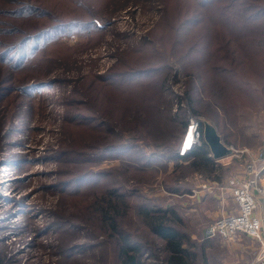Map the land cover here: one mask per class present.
I'll use <instances>...</instances> for the list:
<instances>
[{
	"label": "rangeland",
	"instance_id": "obj_1",
	"mask_svg": "<svg viewBox=\"0 0 264 264\" xmlns=\"http://www.w3.org/2000/svg\"><path fill=\"white\" fill-rule=\"evenodd\" d=\"M191 13L187 0H0V256L7 264H117L116 235L89 217L108 181L129 196L122 226L137 227L149 247L161 242L134 215L143 203L176 211L177 227L203 247L206 264H253V238H208L204 230L233 208L229 182L245 161L242 150L264 146V90L255 109L246 96L231 111L222 97L218 105L207 99L202 72L184 69L183 49L172 53L178 36L163 29ZM27 33L34 38L26 47L3 48L11 35ZM124 51L135 53L124 61ZM124 63L156 70L119 83L114 74ZM241 70L252 78L250 65ZM189 86L203 127L211 123L232 148L213 158L209 172L165 157L166 146L183 152L200 142L193 115L172 119ZM163 255L152 249L143 263L165 264Z\"/></svg>",
	"mask_w": 264,
	"mask_h": 264
},
{
	"label": "trees",
	"instance_id": "obj_2",
	"mask_svg": "<svg viewBox=\"0 0 264 264\" xmlns=\"http://www.w3.org/2000/svg\"><path fill=\"white\" fill-rule=\"evenodd\" d=\"M187 2L188 10L192 12L190 16L185 15L177 25L171 21L163 23V29L167 33L175 34L178 36L177 41L184 42L183 48L174 39L172 53H176L175 47L183 49V65L187 68L184 69L187 72L199 70L202 72V84L208 90L206 97L213 104L218 105L217 97H222L224 109L231 111L234 108L233 100L246 96V101L251 102L250 108L255 109L256 102L262 100V97H258L257 89L264 90V0H187ZM42 28L46 31L48 28L51 30L52 26L44 23ZM14 33L18 35L16 30ZM192 36H197V39L192 40ZM10 37L11 39L6 40L3 48L7 51V48L11 47V51L7 52L13 53L22 49V44L29 43L34 35L27 33V36L23 35L19 38H15V35ZM201 41L203 43L197 47ZM134 53L124 51L122 53L125 57L124 61L130 60ZM136 55L134 59H140L141 55ZM1 56L2 51H0V58ZM151 62L155 63L156 60L153 59ZM2 63L6 64L4 60ZM244 65L251 66L252 78L243 74L241 69ZM122 66L124 68L114 74L119 83L129 81L132 75L136 77L153 73L156 70L154 65H149L152 68L131 67L129 69L126 67L130 66L128 63ZM192 76L194 77V74ZM246 79L250 80L247 84L243 83ZM217 80L219 87L216 85ZM132 83L138 85L141 81L137 80ZM245 85L248 88H244ZM193 90L194 86H189L185 90V95L180 97L177 113L172 116L176 118L172 119L173 121L178 118L182 120V117H186L188 113L193 115L196 119L200 142L191 145L189 143L183 152L181 149L174 151L170 146H166L168 148L165 147L164 152L168 160L183 159L193 168L202 167L204 171L209 172L215 162L203 139V120L197 117L198 112L193 105L191 94ZM169 108L171 109L170 105ZM87 175V173L81 175V181ZM104 175L107 176V174ZM106 182L100 183L99 186ZM169 188L170 192H178L177 188ZM128 202L129 196L123 188L118 183L108 181L90 208L89 217L96 219L101 230L106 232L109 229L112 235H116L115 260L117 264H144L143 255L152 249L164 253L165 264H196L198 257L202 259L203 264H206L203 247L195 244L188 234L177 227L180 218L171 208H156L154 205L145 203L137 206L134 215L161 244L152 248L137 239L135 234L137 227L131 229L122 226L123 219L130 213ZM0 264H7L1 256Z\"/></svg>",
	"mask_w": 264,
	"mask_h": 264
},
{
	"label": "built area",
	"instance_id": "obj_3",
	"mask_svg": "<svg viewBox=\"0 0 264 264\" xmlns=\"http://www.w3.org/2000/svg\"><path fill=\"white\" fill-rule=\"evenodd\" d=\"M242 152L246 153L245 161L229 182L233 208L209 223L204 236H217L227 241L235 240L238 234L251 237L258 243L253 264H264V217L256 213V195L264 199V179H261L264 172V146L253 151L245 148Z\"/></svg>",
	"mask_w": 264,
	"mask_h": 264
},
{
	"label": "water",
	"instance_id": "obj_4",
	"mask_svg": "<svg viewBox=\"0 0 264 264\" xmlns=\"http://www.w3.org/2000/svg\"><path fill=\"white\" fill-rule=\"evenodd\" d=\"M203 139L215 160L232 155V148L223 143L216 129L208 123H205L203 127Z\"/></svg>",
	"mask_w": 264,
	"mask_h": 264
},
{
	"label": "crops",
	"instance_id": "obj_5",
	"mask_svg": "<svg viewBox=\"0 0 264 264\" xmlns=\"http://www.w3.org/2000/svg\"><path fill=\"white\" fill-rule=\"evenodd\" d=\"M262 141H263V145H264V138L262 139ZM261 179H264V172L261 175ZM218 198H219V196L217 197V199ZM256 199H257V203H258V207H257L256 213H257V215L264 217V199L258 194L256 195ZM239 235L240 234H238V236Z\"/></svg>",
	"mask_w": 264,
	"mask_h": 264
}]
</instances>
